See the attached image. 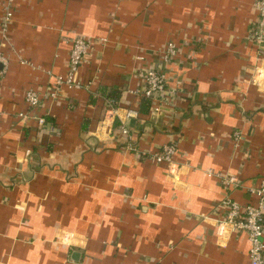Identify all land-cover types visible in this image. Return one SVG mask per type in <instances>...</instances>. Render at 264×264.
Segmentation results:
<instances>
[{"label": "crops", "instance_id": "0c3cea01", "mask_svg": "<svg viewBox=\"0 0 264 264\" xmlns=\"http://www.w3.org/2000/svg\"><path fill=\"white\" fill-rule=\"evenodd\" d=\"M6 3L0 264H249L247 235L221 222L224 203L256 202L264 178L254 0H15L8 26ZM79 37L94 41L82 87L45 98L41 126L26 92L46 95L68 73ZM169 43L178 53L164 63ZM153 67L169 88L142 115L137 92ZM103 87L122 92L118 116ZM129 110L138 116L126 119ZM168 144L174 164L141 157Z\"/></svg>", "mask_w": 264, "mask_h": 264}, {"label": "built area", "instance_id": "2783aa9c", "mask_svg": "<svg viewBox=\"0 0 264 264\" xmlns=\"http://www.w3.org/2000/svg\"><path fill=\"white\" fill-rule=\"evenodd\" d=\"M15 0H7L4 6V19L6 26L13 19ZM254 8L258 13V21L254 29L252 38L256 41L261 53L264 51V0H254ZM94 41L85 37H79L74 40L70 52V61L68 73L65 76L55 75L52 78V84L46 95L35 90L26 92L25 101L29 108L30 116L38 120L39 125L46 124L45 116L39 114L42 102L45 98L53 101L60 99L63 87L70 89L80 88L82 84L77 81V75L82 63L91 51ZM177 48L174 43H169L163 50L162 61L169 63L177 56ZM0 61L6 62L3 54L0 53ZM144 87L137 94L142 97L151 98L153 101H159L161 94L168 91V78L164 70L159 67L147 69L143 74ZM118 103L115 100L109 102V113L118 116ZM159 111V108H155ZM137 110H129L126 112V119L138 116ZM21 117L29 115L21 114ZM121 131L126 137L131 138V131L125 122H122ZM128 147L133 148V144ZM177 154V147L174 144H168L156 153L142 154L143 159L150 160L156 164L168 163L174 164V157ZM237 179L230 177L226 179V183H236ZM256 195V202H250L245 206L237 203L233 199H228L224 205L228 211L226 218L222 220V226H230L235 231L244 232L250 242L249 264H264V178L260 186L253 190Z\"/></svg>", "mask_w": 264, "mask_h": 264}, {"label": "trees", "instance_id": "16d2710c", "mask_svg": "<svg viewBox=\"0 0 264 264\" xmlns=\"http://www.w3.org/2000/svg\"><path fill=\"white\" fill-rule=\"evenodd\" d=\"M101 92H103V95L108 98V100H115L116 102L120 100L122 92L118 89H110V88H101ZM140 103L139 112L142 115H146L151 111L153 100L151 98L142 97ZM94 102V101H91ZM48 120V118H46Z\"/></svg>", "mask_w": 264, "mask_h": 264}, {"label": "water", "instance_id": "95a60500", "mask_svg": "<svg viewBox=\"0 0 264 264\" xmlns=\"http://www.w3.org/2000/svg\"><path fill=\"white\" fill-rule=\"evenodd\" d=\"M74 256H77V254H75Z\"/></svg>", "mask_w": 264, "mask_h": 264}]
</instances>
